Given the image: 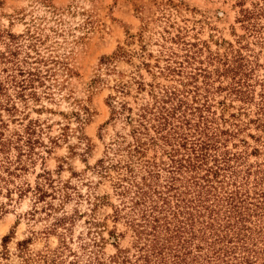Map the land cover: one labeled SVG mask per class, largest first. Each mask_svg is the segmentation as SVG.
<instances>
[{
  "label": "rangeland",
  "instance_id": "rangeland-1",
  "mask_svg": "<svg viewBox=\"0 0 264 264\" xmlns=\"http://www.w3.org/2000/svg\"><path fill=\"white\" fill-rule=\"evenodd\" d=\"M7 34L21 35L18 61L29 51L37 57L33 45L41 57L67 63L72 75L54 73L41 80L42 85L35 84L31 97L30 89L21 91L11 82V59L0 58V140L15 142L18 134L25 136L26 127L34 129L32 147L23 146L24 152H19L11 145L7 153L12 161L21 157L23 168L16 171L17 177H7L0 168L4 180L11 181L7 186L0 182V264H24L17 251L21 241L29 242L26 252L32 264H42L37 255L59 246L56 234L44 233L51 217L43 209L29 216L33 195L18 197L15 192L20 185L33 187L43 171L55 182L69 181L83 196L65 204L68 214L74 209L89 214L87 196L107 195L95 211L100 228L89 230L84 215L68 234V245L80 261L88 254L80 246L93 237L104 239V258L118 250L134 252L131 231L123 220L112 218V205L118 204L114 174L101 178L93 168L116 140L125 138L122 146L131 142L130 125L123 118L110 119L109 105L115 102L109 97L126 101L133 111L151 103L149 88L137 91L135 80L155 86L154 93L180 90L186 102L201 110L195 119L204 118L208 135H216L217 155L223 158L221 153L228 151L241 192H261L264 0H0V53L7 51ZM119 48L128 56L101 63ZM169 66L170 73L165 70ZM226 69L234 72L225 73ZM122 82L129 84L126 96L116 90ZM237 85H242L246 98L231 93ZM82 108L88 113L78 124L72 113ZM4 155L0 152V166ZM146 156L166 160L160 148L148 149ZM112 233L122 236L115 239ZM66 254L64 264H69L73 256Z\"/></svg>",
  "mask_w": 264,
  "mask_h": 264
},
{
  "label": "trees",
  "instance_id": "trees-1",
  "mask_svg": "<svg viewBox=\"0 0 264 264\" xmlns=\"http://www.w3.org/2000/svg\"><path fill=\"white\" fill-rule=\"evenodd\" d=\"M7 37V51L0 53V58L11 59L9 62L15 73L11 82L21 91L30 89L31 97L35 96V84L42 85V81L52 78L54 73L61 71L68 77L72 75L67 63L51 56L41 57L33 45L37 57L33 58L29 51L24 53V60L18 61L21 35L7 34ZM126 56L128 54L119 48L101 63L109 65ZM21 65H26L25 69ZM170 69L169 66L165 70L169 72ZM230 72L234 71L225 70V73ZM135 84L137 91L144 92L149 88L151 103L133 111L126 101L116 102L114 97H109L115 102L109 105L110 119L123 118L130 125L131 142L122 146L125 138L116 140L109 148L110 152L93 168L101 178L114 174L112 189L118 204L112 205V218L114 222L123 220L131 231L134 252L118 250L113 256L104 258L101 252L104 239L96 233L98 239L93 237L90 244L80 246L88 252L87 259L80 261L81 257L68 245V234L75 221L84 215H88L85 224L89 225V230L99 229L101 222L95 218V211L106 203L107 195L87 196L86 201L91 206L89 214L77 209L68 214L64 211L65 204L79 202L83 196L69 181L55 182L51 173L43 171L33 187H15L18 197L27 193L33 195L29 216L34 217L43 209L52 220L44 233L56 234L59 239L57 248L46 255H37L38 262L64 264L68 253L73 256L69 264H264V177L261 192L253 196L242 193L237 184V172L229 166L228 151H223V158H220L218 142L214 141L216 135H208L210 128L205 125L204 118L195 119V113L201 110L186 102L180 90L160 94L154 93L155 86L151 84L137 80ZM1 85L0 82V90ZM237 86L231 93L246 98L242 85ZM128 88L129 84L122 82L116 90L119 96H126ZM81 111L72 113L78 124L83 123L88 113L85 108ZM259 112L264 117V84ZM33 135L34 129L28 126L25 136L18 134L15 142L0 140V152L5 153L0 166L2 174L17 177L16 171L23 168L21 157L12 161L7 153L11 145L19 152H24L23 146L32 147ZM150 148L162 149L166 160L147 158ZM238 156L236 161L240 159ZM1 181L6 186L11 183L0 174ZM2 189L0 187V193ZM5 190L9 196L11 190ZM56 200L58 205L53 204ZM111 236L117 239L122 235L112 233ZM28 244V240L17 244L24 264L33 263L26 252ZM89 245L91 250H87ZM5 254L1 255L3 259Z\"/></svg>",
  "mask_w": 264,
  "mask_h": 264
}]
</instances>
